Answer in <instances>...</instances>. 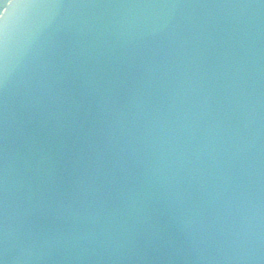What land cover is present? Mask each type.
I'll return each mask as SVG.
<instances>
[{
	"label": "clouds",
	"instance_id": "obj_1",
	"mask_svg": "<svg viewBox=\"0 0 264 264\" xmlns=\"http://www.w3.org/2000/svg\"><path fill=\"white\" fill-rule=\"evenodd\" d=\"M188 7L122 5L107 18L84 15L59 62L27 76L18 101L25 117L19 256L10 255L9 221L17 102L8 41L0 45V264L53 259L60 249L82 259L79 251L139 248L161 238L162 218L179 234L166 240L174 250L244 259L255 219L251 26L158 15ZM47 8L65 9L36 7Z\"/></svg>",
	"mask_w": 264,
	"mask_h": 264
},
{
	"label": "water",
	"instance_id": "obj_2",
	"mask_svg": "<svg viewBox=\"0 0 264 264\" xmlns=\"http://www.w3.org/2000/svg\"><path fill=\"white\" fill-rule=\"evenodd\" d=\"M27 0H9L0 15V28L7 24L9 51L10 91L15 104V119L11 130V139L17 150V158L13 165L10 179V255L19 256V232L25 219V190L23 180L24 132L21 121L24 120L23 110L19 107L20 93L23 91L27 76L39 69L43 64L59 62L67 46V29L70 21L78 22L84 15L93 14L107 18L116 13L115 6L177 4L191 6L186 9L158 10L160 17L173 16L180 19L206 18L226 23L229 20L241 19L251 26L253 36V79L255 89L253 98L256 111L251 125L256 133L252 151L254 163L252 169V204L255 219L251 233V241L241 251L242 261L199 260L192 258L195 254L187 251H176L166 240L169 236L178 237L175 226L161 222V238L153 239L139 248H125L116 252L79 251L82 259H72L76 253L65 250H54L53 259L19 260L14 264H264V0H84L110 4L113 7L86 9L88 12H71L66 9H26L19 5ZM38 3H58L60 0H36ZM67 2V0H65ZM28 14L24 22L20 19ZM153 15L152 12L148 13ZM2 92V89H0ZM3 191H2V160H0V258L3 246ZM44 251V250H41ZM40 253H37L39 255ZM144 255L147 259H139ZM223 255V253H219ZM97 256H103L97 259ZM125 257V258H113Z\"/></svg>",
	"mask_w": 264,
	"mask_h": 264
},
{
	"label": "snow or ice",
	"instance_id": "obj_3",
	"mask_svg": "<svg viewBox=\"0 0 264 264\" xmlns=\"http://www.w3.org/2000/svg\"><path fill=\"white\" fill-rule=\"evenodd\" d=\"M40 4L36 2V0H27L26 3H23L19 6L26 8V9H36L37 5ZM64 7L66 10H69L71 12H83L86 9H96V8H109L113 7V5L110 4H102V3H96V2H84V0H60V2L56 3ZM3 15V14H0ZM23 16L20 21L19 25H21L26 16ZM76 21H70L68 24L67 29V41H70L72 39V28L74 27ZM8 41L7 38V24L5 23L2 28H0V45H3L5 42ZM2 105H3V94L0 92V111H2ZM3 150V127L2 123H0V152Z\"/></svg>",
	"mask_w": 264,
	"mask_h": 264
},
{
	"label": "rangeland",
	"instance_id": "obj_4",
	"mask_svg": "<svg viewBox=\"0 0 264 264\" xmlns=\"http://www.w3.org/2000/svg\"><path fill=\"white\" fill-rule=\"evenodd\" d=\"M7 1H8V0H5V3H4L3 5H0V10L2 9V7H1V6H4V5H6Z\"/></svg>",
	"mask_w": 264,
	"mask_h": 264
}]
</instances>
